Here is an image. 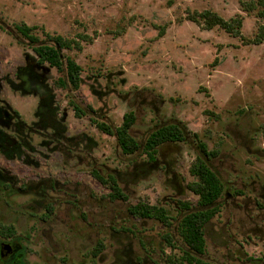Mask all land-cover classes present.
<instances>
[{
	"label": "rangeland",
	"instance_id": "1",
	"mask_svg": "<svg viewBox=\"0 0 264 264\" xmlns=\"http://www.w3.org/2000/svg\"><path fill=\"white\" fill-rule=\"evenodd\" d=\"M204 10L240 17L239 35L190 19ZM259 10L255 0H0V225L15 228L0 235V264H171L187 248L180 202L199 208L186 186L200 153L195 133L216 152L208 164L224 184L197 257L264 264ZM16 25L32 27L39 44L56 35L79 41L81 49L60 50L82 68L78 90L56 85L62 74L37 63ZM130 111L140 143L170 123L186 141L160 145L154 161L123 154L95 123L116 127ZM93 168L115 175L128 199L109 200ZM138 200L164 206L171 226L129 214Z\"/></svg>",
	"mask_w": 264,
	"mask_h": 264
},
{
	"label": "trees",
	"instance_id": "2",
	"mask_svg": "<svg viewBox=\"0 0 264 264\" xmlns=\"http://www.w3.org/2000/svg\"><path fill=\"white\" fill-rule=\"evenodd\" d=\"M255 4L260 8L258 14L264 17V0H255ZM249 7H253L251 4ZM192 21L202 24L206 28L219 26L226 32L233 35H239V28L241 27L240 17L225 19L222 16L204 10L193 13L190 16ZM17 31L31 43L34 53L37 56V63L48 64L55 68L57 72L61 73L56 80V85L61 88L70 87L73 90H78L81 83V66L70 56H64L60 50L70 48L81 49L79 41L74 39H66L61 35H56L50 38L53 44L44 43L39 44L38 38L31 33L32 27L26 25H16ZM264 36V29L261 32V37H256L255 42L261 41ZM76 110V115L81 114L78 106L72 103ZM135 113L130 111L123 115L122 123L116 127L108 125L104 121H97L95 124L101 131L114 135L121 152L125 155H134L140 152L148 157L150 161L156 159L158 147L167 142H181L186 141V134L184 129L177 123L162 124L154 128L146 137L144 142L137 141L132 133L131 128L135 122ZM196 147L199 153L189 167L190 174L194 180L186 184L187 188L195 194L197 199L198 209H192L189 202H180V209L186 212L177 224V232L186 245V250L182 249L183 254L180 257L171 259V264H215L210 261H205L197 254H203L206 249V240L204 235V226L206 222L212 219L219 213V205L217 201L224 195V184L217 175V173L210 167L208 161L216 156V152L208 149L207 144L203 142L198 134H194ZM92 175L96 178L106 189L109 190V200H127L128 197L124 193L119 184L118 178L113 174H103L99 169L93 168ZM20 187L23 189L24 184ZM128 213L144 219H156L165 227L171 226V217L167 215L164 206L158 204H150L143 200H138L132 203L127 208ZM52 213V208L49 207L43 218H48ZM15 234L13 225H0V235L3 237H12ZM164 238L173 247V239L171 235L166 232ZM103 243L100 241L96 244L94 254L96 255L103 250Z\"/></svg>",
	"mask_w": 264,
	"mask_h": 264
},
{
	"label": "water",
	"instance_id": "3",
	"mask_svg": "<svg viewBox=\"0 0 264 264\" xmlns=\"http://www.w3.org/2000/svg\"><path fill=\"white\" fill-rule=\"evenodd\" d=\"M6 246L2 247V253H1V256L3 259H5L7 256H8V253L6 251Z\"/></svg>",
	"mask_w": 264,
	"mask_h": 264
},
{
	"label": "flooded vegetation",
	"instance_id": "4",
	"mask_svg": "<svg viewBox=\"0 0 264 264\" xmlns=\"http://www.w3.org/2000/svg\"><path fill=\"white\" fill-rule=\"evenodd\" d=\"M182 217H183V216H181V218H182ZM137 218H138V217H137ZM181 218H180V219H181ZM141 219H144V218H141ZM146 219H147V218H146ZM180 219H179V221H180ZM179 221H178V222H179ZM210 222H211V219H210L208 222H206V224H205V226H204V235H205L206 232H208V230H206V227H207L208 223H210Z\"/></svg>",
	"mask_w": 264,
	"mask_h": 264
}]
</instances>
